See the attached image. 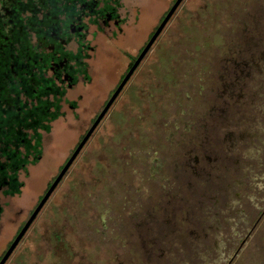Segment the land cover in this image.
Instances as JSON below:
<instances>
[{
    "label": "rangeland",
    "instance_id": "obj_1",
    "mask_svg": "<svg viewBox=\"0 0 264 264\" xmlns=\"http://www.w3.org/2000/svg\"><path fill=\"white\" fill-rule=\"evenodd\" d=\"M106 38L21 191L0 192V259L112 89L104 60L127 63ZM131 84L5 264H264V0H184Z\"/></svg>",
    "mask_w": 264,
    "mask_h": 264
},
{
    "label": "flooded vegetation",
    "instance_id": "obj_2",
    "mask_svg": "<svg viewBox=\"0 0 264 264\" xmlns=\"http://www.w3.org/2000/svg\"><path fill=\"white\" fill-rule=\"evenodd\" d=\"M175 1H170L169 7L157 17L155 25L149 28L150 19L147 18L151 15L147 8L157 0H0V150L21 152L16 161L20 168L9 170L10 175L15 174L17 181L21 182L18 173L26 165L20 158L27 150L30 151L28 161L39 158V155L34 157V149L42 148L43 132H48L51 121L64 113L62 101L75 107L67 92L90 80L89 56L100 53L111 60L112 54L105 52L101 37L106 36L108 44L115 43L126 56L127 63L118 73L115 69L105 68L109 61L104 60V69L99 73L113 86L94 114L91 125ZM183 1L125 81L111 106L121 93L133 86V75L147 59L154 43L162 37ZM140 39L143 41L136 52L130 53L128 48L132 49L133 42ZM120 42L127 45L125 49H120L123 46ZM78 97L82 98L83 94L79 93ZM39 106H42L41 110ZM56 112L58 115L54 117ZM46 125L49 129L44 127ZM9 160L0 154V163ZM3 180L6 184L0 186L3 195L12 196L21 191L22 185L19 192L4 194L3 189L9 188V178L3 177Z\"/></svg>",
    "mask_w": 264,
    "mask_h": 264
},
{
    "label": "water",
    "instance_id": "obj_3",
    "mask_svg": "<svg viewBox=\"0 0 264 264\" xmlns=\"http://www.w3.org/2000/svg\"><path fill=\"white\" fill-rule=\"evenodd\" d=\"M181 1L182 0H176L175 3L173 4V6L170 8V10L166 14V16L164 17V19L162 20V22L157 27L156 31L151 36V38L148 41V43L146 44V46L143 48V50L141 51V53L139 54V56L135 60L134 64L131 66V68L129 69V71L127 72V74L125 75V77L123 78L122 82L119 84L118 88L115 90V92L113 93V95L110 97V99L108 100V102L106 103V105L104 106V108L102 109V111L97 115V117L94 120V122L92 123L91 127L87 130V132L85 133V135L83 136V138L80 140V142L78 143V145L76 146V148L74 149V151L72 152V154L69 156V158L63 164V166L60 169L59 173L56 175V177L54 178V180L50 183V185L46 189L44 195L41 197L40 201L38 202V204L33 209L31 215L29 216V218L25 221L24 225L18 231V233L16 234V236L12 240L11 244L9 245V247L7 248V250L4 252L3 256L0 259V264H5L6 260L8 259V257L10 256V254L13 252V250L17 246L18 242L24 236V234L26 233L27 229L29 228V226L31 225V223L33 222V220L36 218L37 214L39 213V211L41 210V208L43 207V205L45 204V202L48 200L49 196L51 195V193L53 192V190L55 189V187L61 181V179L64 176V174L67 172L69 166L71 165V163L73 162V160L76 158L77 154L80 152V150L82 149V147L84 146V144L86 143V141L88 140V138L92 135L93 131L98 126L99 122L102 120V118L105 115V113L107 112L108 108L111 106V104L114 101V99L116 98L117 94L119 93V91L123 87L125 81L129 78L130 74L135 69V67L137 66V64L140 62V60L142 59V57L146 54V52L148 51V49L150 48V46L153 44V42L157 38V35L161 32V30L163 29L164 25L167 23V21L169 20V18L172 15V13L174 12V10L177 8V6L179 5V3Z\"/></svg>",
    "mask_w": 264,
    "mask_h": 264
},
{
    "label": "trees",
    "instance_id": "obj_4",
    "mask_svg": "<svg viewBox=\"0 0 264 264\" xmlns=\"http://www.w3.org/2000/svg\"><path fill=\"white\" fill-rule=\"evenodd\" d=\"M40 108H42V106L41 107L39 106V110H41ZM57 115H58V112L55 113L54 117H56ZM40 116H41V113H40ZM40 121H41V119H39V122ZM44 127L46 129H49V125H46ZM39 141H40V135H39ZM34 150H35L34 157L37 155H40L41 149H34ZM0 152H1L0 154H3V155L10 158L9 161H5L3 163H0V186L4 187L6 185L4 180H3V177L9 178V184H8L9 188L3 189V193L4 194H12L13 192H19L20 186L22 185V183L17 181V179L15 178V174L10 175L8 173V171L9 170L17 171V169L20 168V167H17L18 165H16V161H17V158L19 157V155L21 154V152H14V151H10L9 149H5V148L3 150H0ZM28 154H30L29 150H27L23 154L22 159L20 158V160H22V162L25 165L27 164V162H29L27 159ZM24 168H25V166H24ZM0 212H1V206H0Z\"/></svg>",
    "mask_w": 264,
    "mask_h": 264
}]
</instances>
